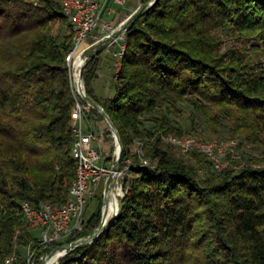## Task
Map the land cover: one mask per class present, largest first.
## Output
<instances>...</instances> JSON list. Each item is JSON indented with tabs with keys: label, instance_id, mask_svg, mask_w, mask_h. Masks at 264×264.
I'll return each instance as SVG.
<instances>
[{
	"label": "trees",
	"instance_id": "obj_1",
	"mask_svg": "<svg viewBox=\"0 0 264 264\" xmlns=\"http://www.w3.org/2000/svg\"><path fill=\"white\" fill-rule=\"evenodd\" d=\"M57 19H67L59 0H0V264L15 250L21 255L32 238L20 202L64 203L76 173L66 62L73 43L70 34L53 33ZM226 25L255 44L220 54L215 34ZM250 49L264 56V0H156L134 20L114 74L116 93L102 103L123 156L144 140L155 166L134 169L108 228L59 264H264V165L215 171L202 155L193 161L162 143L158 132L183 134L166 115L141 128L142 115L160 102L189 99L208 124L215 108L233 120V132L245 128L247 139L262 143L264 68L247 64ZM101 53L83 70L97 100L91 82ZM203 164L209 170L201 174ZM99 218L100 208L86 229ZM192 251L199 260L187 256Z\"/></svg>",
	"mask_w": 264,
	"mask_h": 264
},
{
	"label": "built area",
	"instance_id": "obj_2",
	"mask_svg": "<svg viewBox=\"0 0 264 264\" xmlns=\"http://www.w3.org/2000/svg\"><path fill=\"white\" fill-rule=\"evenodd\" d=\"M133 2L128 11L119 12L116 6L125 7ZM69 22V34L73 47L66 55L69 67L74 104L71 113L73 143L71 155L76 164L75 177L69 187L67 200L62 204L41 201L37 205L24 200L20 213L24 226L32 238L24 245L22 254L17 250L5 259V264L22 260L25 264H47L60 253L52 264L79 245H91L119 214L129 186L126 178L134 169L155 166L146 157L144 141L134 140L130 153L123 156V144L117 127L107 114L102 102L88 93L83 70L91 56L99 51L111 53L117 73L127 44L129 20L142 7L149 8L154 0H59ZM83 47V63L76 68V53ZM162 143L170 144L177 154L195 161L202 155L215 171L238 169L245 165L247 153L242 152L236 138H203L191 134L176 135L158 132ZM137 156V160H134ZM199 172L204 174L200 166ZM96 201L100 208L99 223L84 233L89 219L97 211L89 213ZM113 210L110 212V204ZM97 208V209H98ZM21 231L16 229L14 239ZM65 244H70L66 248ZM16 247H18L16 245Z\"/></svg>",
	"mask_w": 264,
	"mask_h": 264
},
{
	"label": "rangeland",
	"instance_id": "obj_3",
	"mask_svg": "<svg viewBox=\"0 0 264 264\" xmlns=\"http://www.w3.org/2000/svg\"><path fill=\"white\" fill-rule=\"evenodd\" d=\"M155 2L156 0H154L153 4ZM132 3L133 2L131 1L125 7L116 6V8L119 12L128 11L129 7L132 6ZM51 24H53V33L57 34L60 38H63L65 35L69 34L68 19H57ZM215 38L219 41L220 54L232 48L243 50L244 48H250L252 44H255V42L252 40L237 38L235 35L234 27L231 25H226L221 28L215 34ZM249 52L250 55L247 59V64L255 68L257 72H261V70L264 68V56L262 52L255 49H250ZM114 74L115 69L113 55L111 53H101V63L98 69L97 78H95L91 82L93 93L99 100H101V102L112 98L116 93ZM211 114L212 121L208 124L206 121L207 116L203 113V111L193 106L189 99L173 104L160 102L157 110L142 115L141 128H143L144 130L147 128L152 129L154 124L153 117L166 115L173 124L181 128L183 134H191L203 138L238 139L240 142H242L240 146L242 152L246 151L247 153L245 165L250 164L255 167L264 165V129L258 134V139L262 143L256 144L244 136L249 133L247 129L242 128L239 130V133L233 132V120L227 116H224L222 112H219L217 109L212 108ZM202 166V168L206 172L207 170H209V167L206 164H203ZM206 176L207 175L201 176V178L205 179ZM98 206V203L94 201L91 204L89 213L96 211ZM98 223L99 221L97 222V224ZM92 229L93 228L88 230L86 229L84 233H88ZM103 232H101V234ZM198 235L199 233H197V236ZM204 238H206V236ZM189 255L192 260H199V258H197V255H195L193 251L187 252V256Z\"/></svg>",
	"mask_w": 264,
	"mask_h": 264
},
{
	"label": "bare ground",
	"instance_id": "obj_4",
	"mask_svg": "<svg viewBox=\"0 0 264 264\" xmlns=\"http://www.w3.org/2000/svg\"><path fill=\"white\" fill-rule=\"evenodd\" d=\"M83 47L84 46H81L79 49H78V52L76 53V62H75V65H76V68H78L82 63H83V58H81V52H82V50H83ZM113 203L111 202V204H110V212L113 210ZM59 255H60V253H58V254H55V256L49 261V264H52L54 261H55V259L57 258V257H59Z\"/></svg>",
	"mask_w": 264,
	"mask_h": 264
},
{
	"label": "water",
	"instance_id": "obj_5",
	"mask_svg": "<svg viewBox=\"0 0 264 264\" xmlns=\"http://www.w3.org/2000/svg\"><path fill=\"white\" fill-rule=\"evenodd\" d=\"M145 10L146 7H142L141 10L129 20L128 25L132 24L137 17L141 16L144 13ZM70 246H71L70 244H65L66 248H70Z\"/></svg>",
	"mask_w": 264,
	"mask_h": 264
}]
</instances>
